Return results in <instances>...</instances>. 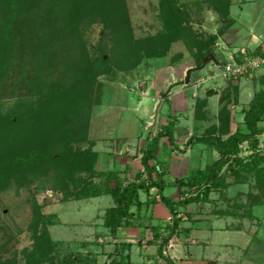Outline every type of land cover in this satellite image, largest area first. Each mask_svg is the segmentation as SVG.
Returning a JSON list of instances; mask_svg holds the SVG:
<instances>
[{
    "label": "trees",
    "instance_id": "1",
    "mask_svg": "<svg viewBox=\"0 0 264 264\" xmlns=\"http://www.w3.org/2000/svg\"><path fill=\"white\" fill-rule=\"evenodd\" d=\"M204 3L222 22L215 35L201 37L193 33L186 23L188 12L179 0H159L161 30L148 39L135 41L126 21L125 0H0V106L4 100L15 101L6 113L0 114V189L8 186L12 178L18 186L27 183L29 176L43 178L53 163L66 161L71 168L65 178L67 182L60 177L63 186L50 190L63 194V203L104 196L112 200L113 205L105 210L101 223L106 234L96 235L98 241L107 234V237H115L123 228H144L143 218L136 217L142 205L139 193H148L154 187L160 202L172 216L171 224L150 227L151 243L157 246V255L167 264L173 263L163 256V251L179 229L177 210L206 202L209 188L225 181L224 175L219 176L222 168L226 165L229 168L234 159L249 169L251 165L256 175L255 188L263 192L262 197L257 196V204H264L263 150L259 148L258 139L264 132V76L260 78L263 88L255 93L249 108L244 111V127H237L232 134L229 132L228 105L231 100H237V88H232L234 93L227 91L221 97L223 107L218 115V126H210V133L196 139L197 143L215 150L221 157L207 171L176 181V185L184 189L180 192L182 199L177 202L162 195L165 182L156 165L150 167L148 164L156 159L162 138L166 137L172 144L174 122H169L154 138L146 140L141 150L140 163L150 181L148 186L140 181L124 184L118 171L96 170L97 154H91L89 150L73 154L70 150L60 151L64 156L52 151L60 142H72L77 130L84 131L87 127L92 105L97 107L101 103L100 77L109 76L113 71L134 70L143 59H163L177 42H183L195 58L196 67H202L204 59L213 54L219 37L233 23L229 13L231 0H205ZM7 8L10 12H5ZM92 21H105L113 27L114 47L106 59L100 57L103 50L95 58L86 52L80 27ZM18 47L22 63L15 70L19 80L5 86L8 72L15 68L12 55H18ZM17 82L22 84L24 94L16 95L14 86ZM93 92L95 102L90 99ZM89 100L93 104L89 105ZM202 107L203 104L199 111ZM224 136L227 138L223 139ZM245 143L252 155L242 162L238 155L240 145ZM228 172L234 171L229 168ZM83 173L101 177V182L87 184L78 178ZM152 173H155L154 179ZM133 208L136 214L132 212ZM32 211L35 264H82L86 261L70 252L58 256L61 243L54 241L48 230L56 224L55 215H44L43 205L35 197ZM39 229L42 232L38 233Z\"/></svg>",
    "mask_w": 264,
    "mask_h": 264
},
{
    "label": "crops",
    "instance_id": "2",
    "mask_svg": "<svg viewBox=\"0 0 264 264\" xmlns=\"http://www.w3.org/2000/svg\"><path fill=\"white\" fill-rule=\"evenodd\" d=\"M208 10L206 11L208 17L205 13L204 21L202 16V20H199L198 24L201 25L205 22L204 26L206 28V21H210L209 19L215 16L213 25L216 27L217 32V29L221 27V22L218 20L217 13L214 10L211 8ZM218 26L220 27L218 28ZM232 26L224 35L219 37L213 49V53L218 51V56L221 58L220 61H217L213 54L207 59L205 64L203 62L202 67L197 68L193 56L186 58L185 54H181V56H174L173 64L171 65H166L169 62L168 57V60L161 64L156 63L155 65L154 63L153 66L155 68H153V72H150L151 75H148L149 73L147 72L146 75L141 76L143 86L141 85V89L137 91H132L134 97L136 98L137 96L138 98V103L134 108L135 114L128 107L122 108L125 116L121 122L122 135L114 139H100V141L104 142L105 140L108 143L115 140V142L119 143L120 151L118 153L115 152L116 155H109L104 150L105 148L102 151L96 149L98 141H95V153L97 154L96 170L111 171L112 169H107L109 161L111 159L116 160V156L125 157L126 163L115 169V171L121 172L120 181L127 184L128 181L125 182L124 180L130 176V173H139L142 168L140 163L141 153L133 158L134 154L136 155V147H143L146 140L154 138L169 122H174L172 144H169L166 137L162 138L156 159L148 163L150 167L156 165L158 174L162 176V180L165 182L162 192L164 197L170 198L175 202L181 200L180 192L184 189L176 185V181L187 180L197 173L207 171L210 165L220 159L221 155L218 152L204 144L197 143L196 139L205 137L210 133V126H218V115L223 107L221 97L225 96L227 91L234 93L232 88H237V100H233L228 105L230 113L229 132L232 134L237 127H244V111L249 108V103L255 93L263 88L260 78L264 76V73H258L255 76L258 77L257 79L255 77L243 79L251 81L255 87L257 86V91L252 96L249 94L247 104L241 105L239 104L240 80L227 81L219 73L212 76V78L221 77L224 81V86L218 92L206 90L204 97L199 99V96L192 91V89L201 87L203 80H198L197 76L198 72L207 63L213 62L214 67L218 69L222 62L227 61L239 49L233 50V47H231L236 38V33L231 30ZM216 32H211L210 35H215ZM221 51L227 52L228 56L226 59L221 57ZM167 58L155 60L164 61ZM149 66L146 68L149 69ZM132 73L139 74L136 70ZM130 78L129 82L124 83V80L122 81L125 86H131V82H134L132 75ZM118 80L112 82L115 89L121 83ZM190 91H192L191 94ZM233 93L231 94L233 95ZM214 94L216 97L215 101H213ZM232 103H237V105ZM201 104H203V107L199 111ZM227 136H224L223 139L227 138ZM258 139L259 148L263 150V153H261L263 159L261 166H264V132ZM240 150L238 159H245L252 155L246 143L240 145ZM127 151L129 153L126 155ZM227 167V165L224 166L221 172L226 171ZM141 177H143L142 180L137 178L135 181H145L144 183L148 186L150 181L147 180V174L144 172ZM152 178H155V173H152ZM251 179L250 181L254 183L253 177ZM252 183L231 184L224 189L219 187L217 188L219 191H212L208 195L206 202L189 204L185 208H179L177 210V218L180 219L179 229L171 239L170 246L172 248L169 249L168 247V254H165V257L173 259L174 264H264V215L260 212L258 218L254 212L257 208L260 210L264 208V204H257V189L253 188L255 185H252ZM159 198L157 189L154 187L150 188L148 193H139V200L142 205L139 215L137 214L136 217L143 218L142 223L146 229H139V227L123 228L118 231V235L116 233L115 237L108 236L104 237V239L119 238L120 233H124V236L126 234L129 237H138L137 243L142 239V243L147 245L148 253L155 254L157 246L151 243L152 232L150 227L157 224L164 226L172 222L169 210L167 208V210H164L165 206L160 202ZM37 200L40 203L41 199ZM112 205L111 200L109 207ZM156 208L157 210H155ZM106 209H100V214L95 217L96 229L104 230L101 227V223ZM132 212L136 214V209L133 208ZM133 231H136V233H133ZM175 240L176 242L172 246L171 244ZM113 241L114 243L116 242V240ZM126 241L131 244L134 240L127 239ZM133 247L134 245L131 248ZM143 248L146 249L145 246ZM153 249L154 251H152Z\"/></svg>",
    "mask_w": 264,
    "mask_h": 264
},
{
    "label": "rangeland",
    "instance_id": "3",
    "mask_svg": "<svg viewBox=\"0 0 264 264\" xmlns=\"http://www.w3.org/2000/svg\"><path fill=\"white\" fill-rule=\"evenodd\" d=\"M179 2L184 11L188 12L186 23L193 33L201 37H206L209 36L211 32H216V27L213 25L215 16H211L212 19L206 21L209 27L206 26L205 28V22L201 24L203 26L198 24L199 20H202V16L203 21L206 16L208 17L206 11H209V8L204 3L205 0H179ZM158 4L159 0H125L126 21L133 40L148 39L161 30L162 22L159 17L160 11ZM50 6H48V8H50ZM5 12H10V9L7 8ZM230 18L233 20L231 30L236 33V38L231 46L233 50L241 47L251 49L256 45L264 44V0H232ZM219 27L220 26H218V28ZM112 30V25L105 21H92L80 27V34L82 35V40L89 57L95 58V56L100 54L101 50L104 51V54L100 57L103 59L108 57L114 47ZM18 50L19 47L16 51ZM17 53L18 55L16 56L12 55L13 59H11L15 68L8 72L9 79L6 81L5 86H9L13 80H19L17 70L15 69L19 68L22 59L21 51ZM181 54H185L186 58L192 56L183 42L174 43L169 54L165 57L169 58V62L166 63V65L173 64L174 56H181ZM213 54L217 61H220L221 58L218 56V51ZM221 54V57L224 59L228 56L227 52L221 51ZM168 58L164 61L143 59L140 65L134 70L128 72L113 71L109 76L100 77L99 82H101L102 85L100 90L101 103L97 107L92 105L87 127L84 128V131L82 129L77 130L78 133L74 135L72 142H60L61 144H56L55 149H52V151L61 154V156L62 154L64 156L63 152L66 153L69 150L71 154L74 152H85L87 150H89L91 154H95V147L97 146L96 149L99 151L105 148L104 150H106L109 155H116L115 152L118 153L120 151L119 143L115 142V140L109 143L105 142V140L103 142L100 141V139H114L122 135L121 122L122 118L125 117L122 108L128 107L134 113V108L138 103V98L137 96L136 98L134 97L132 91L141 89L140 86H143L141 76L143 77L147 72L149 73L148 75H151L150 72H153V68H155L153 66L154 63L155 65L156 63L161 64L168 60ZM152 61L153 63H151ZM148 65H150L149 69L146 68ZM214 66L213 62H209L198 72V80H203V82L200 88L192 89V91L199 96V99L204 97L206 90L218 92L219 89L224 86V81L221 77L212 78L213 75L215 76L220 73ZM135 70L139 72L138 75L132 73L135 72ZM131 75L134 78V82H131V86H125L122 81L124 80V83L127 81L129 82ZM255 76H257V74ZM255 78L257 79L258 77ZM117 80L121 83L117 85L119 88L116 87L117 89H115L112 82H116ZM17 83L18 84L14 86L16 95L17 93L24 94L25 91L22 84L20 82ZM239 87V104L245 105L249 101V94L252 96L257 91V86L255 87L251 81L242 79L239 81ZM192 91H190V94ZM90 99L92 102H95L94 92ZM215 100L216 97L214 94L213 101ZM14 102V100H4L0 106V114L6 113V110L12 107ZM92 102L89 100V105L93 104ZM232 104L237 105V103ZM196 107L197 105L195 109ZM136 115L139 116L138 114ZM95 141H98L96 146ZM142 149L143 147L137 146L135 151L136 155L134 154L133 158L137 157ZM60 151L63 152L60 153ZM128 153L127 151L126 155ZM88 156L90 158L91 155ZM246 159L247 158L240 159V161L243 162ZM89 160L90 159H88V162ZM125 163V157L116 156V160L111 159L109 161L107 169L110 168L112 169L111 172H114L115 169H118ZM213 166H215V164L210 165V168ZM85 167L87 168V165H85ZM229 168L234 172L229 173ZM229 168L219 174V176L224 175L225 181L214 183L215 186L209 188L210 193L212 191H219L217 189L219 187L222 189L226 188V186H224L226 183L227 186L238 183H252V181H250L252 180L251 177L254 179L256 176L255 172L251 170V165L249 169L245 167L244 163L241 164L240 162L238 163V161L236 162V159H234L233 163H230ZM141 171H139V173H130V176L124 181L132 183L137 178L138 180H142L143 177H141V174L144 173L143 168H141ZM69 173H71V168L68 167L66 161H59L50 166L48 174L43 178L29 176V181L21 186H18L12 178L8 186H3L4 188L0 189V264H35L34 247L36 246V242L32 232L34 226V215L32 211L34 197L36 199H41L40 203L43 205L42 213L44 215H55L56 224L49 227L48 230L52 239L61 243V246L58 248V256L63 257L70 252L78 256L79 259L81 258L80 260L86 259L82 264H167L156 253V255L149 254L146 248L147 245L142 243V239L137 243L138 237H129L126 236V234L124 236V233H120L119 238L104 239V237H102L97 241L96 235L106 234V232L102 229H96L95 217L100 214V209L103 210L110 206L111 198L104 196L80 201L71 200L63 203V194L53 193L50 190L63 186L60 180H62L63 177L64 179L68 178ZM78 178H82L87 184L101 182V177H96L94 174L83 173ZM64 181L67 182L66 179ZM253 182L252 185H255V179ZM69 185L71 187V183H69ZM112 185L114 186V184ZM253 188H255V186ZM39 189L47 190L38 191ZM255 189H257V196L262 197V190L258 188ZM155 210H157V208ZM164 210H167L166 207H164ZM254 212L259 218L260 212L264 215V208H261V210L257 208ZM40 232H42V229L38 230V233ZM134 232L136 233V231H133V233ZM107 235H105V237H107ZM127 239L134 240L133 243H131L134 245L133 248L125 245L129 244L126 241ZM113 240H116V242L114 243ZM96 241L97 244H95ZM170 241L167 247L164 248V257L165 254H168V247L169 249L172 248L170 246ZM175 242L176 240L171 245L173 246ZM143 246H145L146 249H144ZM152 251H154V249ZM168 259L173 263V259L170 257H168Z\"/></svg>",
    "mask_w": 264,
    "mask_h": 264
},
{
    "label": "built area",
    "instance_id": "4",
    "mask_svg": "<svg viewBox=\"0 0 264 264\" xmlns=\"http://www.w3.org/2000/svg\"><path fill=\"white\" fill-rule=\"evenodd\" d=\"M220 75L227 81H238L264 73V44L254 48H239L218 67Z\"/></svg>",
    "mask_w": 264,
    "mask_h": 264
},
{
    "label": "water",
    "instance_id": "5",
    "mask_svg": "<svg viewBox=\"0 0 264 264\" xmlns=\"http://www.w3.org/2000/svg\"><path fill=\"white\" fill-rule=\"evenodd\" d=\"M206 61H207V58L204 60V64L206 63Z\"/></svg>",
    "mask_w": 264,
    "mask_h": 264
}]
</instances>
